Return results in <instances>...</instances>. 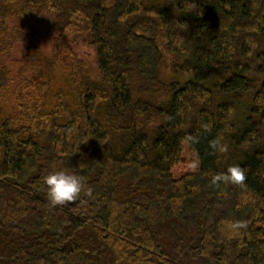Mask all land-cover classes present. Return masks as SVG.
I'll return each mask as SVG.
<instances>
[{
  "label": "trees",
  "instance_id": "16d2710c",
  "mask_svg": "<svg viewBox=\"0 0 264 264\" xmlns=\"http://www.w3.org/2000/svg\"><path fill=\"white\" fill-rule=\"evenodd\" d=\"M263 222L264 0H0V264H264Z\"/></svg>",
  "mask_w": 264,
  "mask_h": 264
},
{
  "label": "clouds",
  "instance_id": "9594fccd",
  "mask_svg": "<svg viewBox=\"0 0 264 264\" xmlns=\"http://www.w3.org/2000/svg\"><path fill=\"white\" fill-rule=\"evenodd\" d=\"M222 151H227V148H223ZM245 181V171L238 165L230 166L225 173L216 175L212 178L214 184L225 182L237 186H243ZM44 184L47 188L46 195L50 208L66 206L77 202L81 193L85 190V181L83 177L68 173L63 169H57L45 175ZM90 193L91 189H88V194ZM234 227L246 228L247 225L244 222L238 221L235 223Z\"/></svg>",
  "mask_w": 264,
  "mask_h": 264
},
{
  "label": "rangeland",
  "instance_id": "374dc122",
  "mask_svg": "<svg viewBox=\"0 0 264 264\" xmlns=\"http://www.w3.org/2000/svg\"><path fill=\"white\" fill-rule=\"evenodd\" d=\"M48 29H49V27H47L45 24H43L39 27V32L41 35H45V34H47ZM49 44H50V42L46 41L42 37L40 38V40H38V45H40V47H42L45 51L50 50ZM84 50H88V49H84ZM81 53L82 54L84 53V56H85V52L83 50H81ZM15 57L17 59L21 58L22 53L16 52L14 58ZM5 64L8 65L9 67L13 68L14 72L17 70V68L19 66V65H13L11 61H6ZM195 163H196V160H195V156H194L193 152L190 151L188 144L184 143L182 162L180 164H178L173 169L174 178L180 179L186 173H190L191 171H193L194 167H195ZM258 227H262L264 229V222L262 224H259Z\"/></svg>",
  "mask_w": 264,
  "mask_h": 264
}]
</instances>
